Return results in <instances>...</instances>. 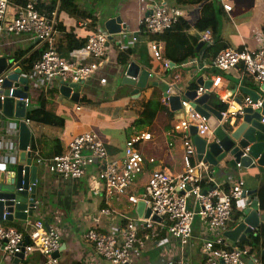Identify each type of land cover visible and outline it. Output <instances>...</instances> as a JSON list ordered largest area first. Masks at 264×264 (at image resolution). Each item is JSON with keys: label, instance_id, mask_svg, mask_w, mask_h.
<instances>
[{"label": "crops", "instance_id": "1", "mask_svg": "<svg viewBox=\"0 0 264 264\" xmlns=\"http://www.w3.org/2000/svg\"><path fill=\"white\" fill-rule=\"evenodd\" d=\"M74 2L76 7L74 14L71 15L59 9L60 0H38V4L44 7L55 3L53 18L60 28L54 30V45L59 42L60 47L67 46L62 42L66 34L85 39L94 30L105 32L104 24L112 18H120L125 29L106 46L99 69L89 80L78 84L77 90L72 91V94H78L77 102L60 95V82L45 85L39 79L33 81L32 76H26L22 71L29 80L26 119L29 120L27 126L31 132L29 147L33 144L35 149L30 148L34 155L33 162L37 164V158H52L58 151H61L60 155L64 154L73 137L92 132L104 144L109 161L122 164L126 142L135 135L149 133L151 139L140 142L139 147L145 157L143 171L135 175L125 195L108 199L98 179L100 166L96 163L88 166L84 175L76 179H64L50 174L44 166L38 167L37 203L32 216L23 222L0 221V227L13 228L8 224H14L24 234L30 235L34 222L42 221L44 225L55 226L60 234V251L57 258L59 264H110L95 254L93 246L85 238L94 216H98L102 209L109 208L112 211L111 215L101 216L99 222V232L108 233L122 222L121 215L138 218L135 213L136 204L129 203L128 198L144 196L146 182L155 170L167 171L174 175L183 172L182 140L186 134L173 132V126L187 118L185 110L180 108L172 112L169 105L164 106L161 103L168 112L159 113L152 126L138 127L136 124L153 89L161 92L162 100L166 92L174 86L182 92L197 90L202 87L199 86L200 81L212 84L220 76L217 92L210 94L207 102L209 105L215 107L222 103L226 105L229 113L238 111L240 107L238 102L242 103L247 97L240 88L255 91L261 102L264 99L262 85L245 75L241 68L229 73L218 72L213 65L212 52L208 49L216 46L234 50L257 49L264 39V0H74ZM151 2L164 8L182 11L183 17L180 19L190 25L185 34L195 37H198V32L194 29V24L200 18L203 6L211 4L217 20L216 36L214 38L211 36L209 42H203L204 46L198 53L196 52L198 55L195 58L187 59L180 65L174 64L169 70L165 69L162 63L151 55L150 42L153 40L151 36L140 33V22L149 12ZM225 5L231 6L230 12H225L223 8ZM16 6L18 5L9 6L8 18L16 15ZM132 38H136L134 43H131ZM35 46L36 38L32 35L5 37L0 46L1 58L6 59L8 63L20 64L13 60L14 55L17 52L32 50ZM128 49L132 52L130 61L137 63L141 71L149 73L145 88H140L139 94L134 96L131 95V91L135 87L121 84L126 65L117 63V51ZM64 53L74 60L91 62L85 60L86 56L82 50ZM49 91L51 93L46 95ZM45 96L52 110L45 108L41 103V98ZM31 97L37 100H31ZM237 115V118H240V112ZM229 122L232 123L233 120ZM208 124L211 132L217 136L228 129V124L213 116L208 120ZM0 128L1 170L4 165L12 164L18 153V121L1 117ZM194 129L191 127L189 130L190 137ZM149 159H153V162ZM235 164L231 160L229 163L221 162L215 167L211 166L215 181L230 186L241 180L244 183V190L257 191L264 179L259 177L258 167L237 168ZM259 215L263 218L259 227L263 228L264 212L259 210ZM241 218L240 211L235 207L227 223V230L233 229ZM200 230V222L196 220L193 225V240L189 246L183 249L176 246L167 254L162 252L165 236L160 241H152L146 239L145 234H141L140 238L145 241V246L134 249V257L129 264H163L164 260L176 261L181 257L185 258L187 264H203L200 243L196 239ZM235 244L231 243L233 246H236ZM253 255L264 264L261 254ZM11 260L12 257L0 249V264H10ZM23 261L27 264H44L45 260L40 249L35 247ZM246 264L252 263L246 260Z\"/></svg>", "mask_w": 264, "mask_h": 264}, {"label": "built area", "instance_id": "2", "mask_svg": "<svg viewBox=\"0 0 264 264\" xmlns=\"http://www.w3.org/2000/svg\"><path fill=\"white\" fill-rule=\"evenodd\" d=\"M24 6H16L17 13L8 18L11 0H0V46L5 37L32 35L36 38V46L26 55L23 64L14 62L0 74V90L3 83L11 75L16 67L24 71L26 76H32L33 81L41 80L43 84L52 82L65 84H80L89 80L99 69L106 51L108 35L105 32H93L86 36L81 49L85 60L90 63L77 61L57 51L54 41L55 20L53 12L50 16L42 14L38 9V0H25ZM149 12L140 22V33L149 36H160L171 31L173 25L183 17V12L164 8L155 2L150 3ZM225 12L231 11V6L223 7ZM199 42L211 40L210 31L198 32ZM136 38H132L134 43ZM255 50L243 48L234 50L222 49L213 60V65L220 73H229L239 68L245 75L252 78L259 85H264V39ZM165 46L158 41L150 42L152 57L160 61L165 69H170V63L163 59ZM1 58V54H0ZM24 74L22 77L27 78ZM221 77L218 76L209 88L199 87L197 96L204 93L217 92ZM10 90L9 97L12 96ZM167 93V92H166ZM28 106L29 100L25 99ZM164 106L169 105L167 96L161 100ZM250 107L256 111L261 109V102H253L246 97L238 111L229 113L225 110L221 113V121L235 126L238 113ZM181 108L186 112L187 118L177 122L173 126V132L186 134L182 140L183 172L179 175L167 171L155 170L148 178L145 185V193L142 197L131 196L128 202L132 205L143 201L150 211L148 218H131L121 215L122 222L108 233L99 232L100 217L111 215L109 208L102 209L98 216H94L92 226L85 234V238L93 246L95 254L108 261L110 264H129L134 257V249L145 246V241L140 238L145 234L146 239L160 241L165 236V244L162 252L167 254L172 248L178 246L183 249L189 246L193 240V225L196 219L200 222V234L196 237L200 243V253L203 264H246V260L252 264H261L255 255L250 254L247 248L233 246L224 237L227 231V223L235 207L243 213L251 208L253 202H257L255 195H246L244 183L236 181L230 186L217 183L211 165L197 159L196 148L192 137L189 136L191 127L196 129L199 137L211 136L210 125L189 105L187 101L181 102ZM1 119V117H0ZM229 120H233L232 123ZM26 124L28 119H24ZM264 123V119H263ZM222 126L221 123H219ZM1 137V128H0ZM151 139L149 133H141L131 137L125 144L124 160L122 164L111 162L108 159L104 144L92 132H87L76 137L67 145V150L62 155L48 159L37 158L36 163H41L50 174L64 178L76 179L84 175L88 166L94 161L100 169L98 179L103 185L105 196L110 199L125 195L129 190L135 175L143 171L145 157L137 147L140 142ZM248 148L242 157L246 156ZM26 152H31L30 147ZM86 153V154H85ZM153 162V159H149ZM241 168L240 163H236ZM158 217L159 222L152 220ZM30 241V242H29ZM0 245L4 254L14 257L23 253L29 255L36 247L44 257V264H59L54 254L60 248V234L55 226L44 225L42 221L33 224V231L29 240L25 243L23 234L14 228L0 227ZM163 264H187L184 257L176 261L164 260Z\"/></svg>", "mask_w": 264, "mask_h": 264}, {"label": "water", "instance_id": "3", "mask_svg": "<svg viewBox=\"0 0 264 264\" xmlns=\"http://www.w3.org/2000/svg\"><path fill=\"white\" fill-rule=\"evenodd\" d=\"M125 26L120 18H112L104 24V31L108 35L106 46L114 40L116 35H120ZM204 46L203 42H199L196 46V52ZM11 63L6 59L0 58V74L10 67ZM171 67L174 64H170ZM22 70L16 67L11 75L7 77L0 90V113L1 117L18 121V153L14 158V162L8 166L4 165L0 170V221L12 223L16 221H26L32 216L36 209V185L38 167L43 164H34V155L26 152L29 147L31 132L27 124L24 122L27 116V106L25 99L28 98V79L21 76ZM149 73L145 70L141 71V67L134 61H130L126 67L122 85L135 87L131 91V95L139 94L140 88H145V84ZM59 93L64 98H70L77 102L78 94L73 93L77 90L78 84L59 83ZM211 85L210 82L202 83L199 86L207 89ZM12 96L9 97L10 90ZM264 90V85L261 88ZM242 93L249 97L253 102L260 101L258 94L247 88H240ZM169 101V107L172 112H176L181 108V102L187 101L189 105L206 121L211 116L221 119V113L216 107L209 105L207 102L210 94L204 93L197 96L196 90L181 91L176 86L169 89L165 94ZM240 105L241 101L238 102ZM240 119V120H239ZM264 99L261 101V109L252 110L250 107L243 109L240 118H237L235 126L228 125V129L221 135H213L212 138L199 137L196 135V129L193 130L191 136L193 144L196 148V154L199 160H204L211 166H217L218 163H229L233 160L240 163L243 168L258 167L259 177L264 178ZM248 148L245 157V149ZM254 161L255 164H254ZM94 163H96L94 161ZM33 164V165H32ZM258 178V176H257ZM251 193V194H250ZM256 194V191L246 192V195ZM135 213L138 218H148L149 209L143 201L136 204ZM241 219L237 225L224 233V237L231 243L247 242L248 236L259 230L260 222L263 218L259 215L258 202H253L251 208H247L241 213ZM152 220L159 222L158 217ZM27 243V238H25ZM0 249H2L0 245ZM58 250L54 254V258H58ZM264 259V251L261 252ZM25 259L24 254H16L12 257L10 264H20Z\"/></svg>", "mask_w": 264, "mask_h": 264}, {"label": "trees", "instance_id": "4", "mask_svg": "<svg viewBox=\"0 0 264 264\" xmlns=\"http://www.w3.org/2000/svg\"><path fill=\"white\" fill-rule=\"evenodd\" d=\"M12 5H18V6H24L25 0H11ZM39 5V4H38ZM75 2L74 0H60V8L63 11L68 12L69 14H74L75 11ZM39 11L42 14H45L47 16H50L52 11L55 9V3L52 5H49L48 7H44L42 5H39L38 7ZM60 28L58 23H55L54 30L57 28ZM190 29V25L187 24L182 19L177 20V22L173 25L171 31L160 35V36H151L152 41H158L162 43L165 46V51L163 52V59L167 60L169 63L180 65L183 62H185L187 59L195 58L198 54L196 53L195 49L197 44L199 43L198 37L195 36H189L188 34H185V31ZM194 29L197 32H204V31H210L211 36L214 38L217 34V20L215 18V12L213 10V7L211 4H205L203 6V10L201 13L200 18L195 22ZM263 30H264V22H263ZM96 32V30H94ZM182 38H187L186 40H182ZM63 43L67 44L65 47H60L59 42L55 44L56 49L59 53L65 54L64 52H68L71 50H81L84 46L85 39H79L73 35L66 34L63 36ZM224 46H216L214 48H209L208 51L212 52L211 56L212 59H215L216 55L222 50L225 49ZM31 49L24 51V52H17L13 60L15 62H19L20 65L23 64L27 59L26 55L30 52ZM132 56V52L130 49L128 50H122L117 51V63L119 65H127L130 62ZM193 88V87H191ZM51 91L46 93V95H49ZM212 98L216 100V97L212 95ZM161 92L158 91L156 88L153 89V92L150 96V99H148L147 103L145 104V107L143 108L140 118L137 121L138 127H146V126H152L154 124V120L156 116L159 113H165L168 112V109L161 105ZM47 98L42 97L41 103L45 106V108L53 109L52 107H49L47 104ZM216 109L219 111H225L226 105L219 103L218 105H215ZM34 145L31 144L30 148L32 150ZM137 147H140V143L137 145ZM140 149V148H139ZM141 150V149H140ZM61 151H58L54 154V156L60 155ZM256 198L258 202L259 210L264 212V179L261 182L258 190L256 191ZM9 227H13L18 232L22 233L24 238H27V241L29 240L30 235L24 234L22 230L14 224H8ZM164 237L161 236V238ZM236 246L240 248H247L249 250L250 254H261L262 251H264V227H259V230L252 233L248 236V241L245 242H239L235 244ZM22 264H27L26 262H22Z\"/></svg>", "mask_w": 264, "mask_h": 264}, {"label": "rangeland", "instance_id": "5", "mask_svg": "<svg viewBox=\"0 0 264 264\" xmlns=\"http://www.w3.org/2000/svg\"><path fill=\"white\" fill-rule=\"evenodd\" d=\"M29 94H31V96H33L31 91H29ZM31 100H37V99L31 97ZM196 220H198V219H196ZM196 220H195V221H196Z\"/></svg>", "mask_w": 264, "mask_h": 264}]
</instances>
